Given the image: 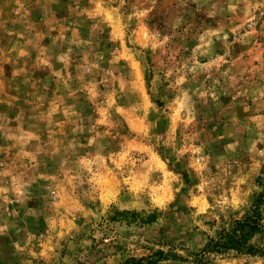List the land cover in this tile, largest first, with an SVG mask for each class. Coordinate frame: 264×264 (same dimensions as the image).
<instances>
[{"label": "rangeland", "instance_id": "1", "mask_svg": "<svg viewBox=\"0 0 264 264\" xmlns=\"http://www.w3.org/2000/svg\"><path fill=\"white\" fill-rule=\"evenodd\" d=\"M248 218L264 0H0V264H264L207 251Z\"/></svg>", "mask_w": 264, "mask_h": 264}, {"label": "trees", "instance_id": "2", "mask_svg": "<svg viewBox=\"0 0 264 264\" xmlns=\"http://www.w3.org/2000/svg\"><path fill=\"white\" fill-rule=\"evenodd\" d=\"M261 202V200L259 201ZM258 202V205H259ZM258 211V210H257ZM249 221H252V224L249 223ZM249 226L250 229H255L256 228V220H249L246 219L245 222H238L236 224V228H238L235 233H226L224 235H222V237L218 240V242L216 241H211V243L209 244L207 251H210L211 249H215L217 250V252H226V251H230V250H234L237 252H245L248 253L250 255L253 256H264V250L263 249H256L253 246H247L246 245V241L244 240L245 238H243V236H240L242 227L241 226ZM239 227H241L239 229Z\"/></svg>", "mask_w": 264, "mask_h": 264}]
</instances>
